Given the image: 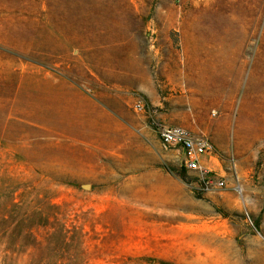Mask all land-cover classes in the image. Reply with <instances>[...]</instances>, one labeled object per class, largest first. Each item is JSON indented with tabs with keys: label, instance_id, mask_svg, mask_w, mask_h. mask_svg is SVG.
<instances>
[{
	"label": "rangeland",
	"instance_id": "1",
	"mask_svg": "<svg viewBox=\"0 0 264 264\" xmlns=\"http://www.w3.org/2000/svg\"><path fill=\"white\" fill-rule=\"evenodd\" d=\"M0 264H264V0H0Z\"/></svg>",
	"mask_w": 264,
	"mask_h": 264
},
{
	"label": "built area",
	"instance_id": "2",
	"mask_svg": "<svg viewBox=\"0 0 264 264\" xmlns=\"http://www.w3.org/2000/svg\"><path fill=\"white\" fill-rule=\"evenodd\" d=\"M135 113L144 112L143 103H135L133 106ZM156 133L161 149L164 152H176L180 155V164L184 170L196 172L206 176L210 171L207 165L203 164L211 160L213 156V146L205 137L196 136L190 131L181 127L168 125H157ZM219 186H223L222 183Z\"/></svg>",
	"mask_w": 264,
	"mask_h": 264
},
{
	"label": "crops",
	"instance_id": "3",
	"mask_svg": "<svg viewBox=\"0 0 264 264\" xmlns=\"http://www.w3.org/2000/svg\"><path fill=\"white\" fill-rule=\"evenodd\" d=\"M145 75H146L145 77H146L147 80L149 81V84L152 85L151 75L148 74V73H145ZM156 75H157V74H156ZM160 76H161V78H162V75L159 74V77H160ZM156 77H157V76H156ZM138 86H139V85H137L136 88H138ZM140 88H141V87H140ZM153 91L155 92V88L152 87V89L148 90L147 93H149V94L151 95V94H153ZM216 147H217L218 149H220V148H219V145H216ZM204 160H205V159H204ZM205 163H206L205 165H207V167H208L210 161H209V162H206V160H205Z\"/></svg>",
	"mask_w": 264,
	"mask_h": 264
}]
</instances>
